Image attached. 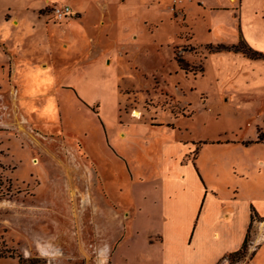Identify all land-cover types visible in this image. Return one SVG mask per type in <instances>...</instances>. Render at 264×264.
I'll list each match as a JSON object with an SVG mask.
<instances>
[{"label":"rangeland","instance_id":"374dc122","mask_svg":"<svg viewBox=\"0 0 264 264\" xmlns=\"http://www.w3.org/2000/svg\"><path fill=\"white\" fill-rule=\"evenodd\" d=\"M96 1L107 3L102 25ZM41 2L0 0V264H132V169L156 173L132 166V133L155 145L167 130L194 143L191 156L206 142L199 164L264 158L254 139L228 151L209 143L264 137V0H49L81 7L75 24L52 19L48 3L35 8ZM232 35L261 56L219 51L213 64L208 44ZM237 125L235 137L215 139ZM195 167L219 197L238 182V217L244 197L264 211L253 183ZM204 218L220 237L230 227ZM254 220L240 255L216 264H264V217Z\"/></svg>","mask_w":264,"mask_h":264},{"label":"crops","instance_id":"0c3cea01","mask_svg":"<svg viewBox=\"0 0 264 264\" xmlns=\"http://www.w3.org/2000/svg\"><path fill=\"white\" fill-rule=\"evenodd\" d=\"M48 2L49 0H42L35 8H41ZM96 5L99 6L100 11L95 16V22L102 25L104 14L107 13V3L96 1ZM70 10L72 14L69 17L72 24L83 21L84 11L81 7ZM221 41L228 42L229 45L236 44L232 35L229 40H220L208 45L223 44ZM219 51L229 50L210 51L215 53L212 56L215 60L213 64L218 63ZM115 95L117 97L116 86ZM138 120L139 118L132 119V124H136ZM165 122L171 124L172 121ZM163 127L174 129V126ZM239 129L237 125L228 131L220 130L215 139L220 136L235 137ZM119 134L123 135L124 132L120 131ZM142 136V138L139 136V139L132 133V166H141L142 169L149 170L150 174L156 173L148 176L135 173V171H144L138 167L132 169V264H216L222 256L239 248L249 222L250 207L261 217H264V211L259 209L254 199L244 197L242 199L245 210L238 217L236 205L237 200L241 199L238 196V182L228 184L229 194L226 197H219V192L208 185L203 173L195 166H213L212 175L217 179L228 175L232 179L241 181L242 185L253 183L258 194L264 198V158L260 157L262 155L257 152L251 156V164L248 158L243 161L242 157L234 156L218 160L215 155H208L205 162L199 164L196 160L197 155L199 152L201 154L204 149L202 146L206 142L199 143L194 156H191L190 148L194 143H190V139L187 142L185 139L176 140L165 130L159 142L154 145L151 137L146 134ZM255 138L254 132L253 137L247 140L236 138L232 142L209 143H226L221 149L228 151L234 149L231 145L244 144ZM136 139L140 141H134ZM254 140L253 143L264 144V141ZM181 142H189L190 146L184 147ZM182 166H190L197 182L191 176L188 180L185 179ZM221 166H224V170ZM189 180L197 183V191L193 197L186 195V183ZM99 181L101 183L100 179ZM208 212H212L215 218L221 221L222 227L230 226L222 237L218 236L216 228L212 229L213 224H208L207 219L204 218ZM251 222L260 225L257 220ZM253 240L254 237L251 243H254ZM254 245L247 247L253 250Z\"/></svg>","mask_w":264,"mask_h":264},{"label":"trees","instance_id":"16d2710c","mask_svg":"<svg viewBox=\"0 0 264 264\" xmlns=\"http://www.w3.org/2000/svg\"><path fill=\"white\" fill-rule=\"evenodd\" d=\"M238 43H239V41H238ZM207 47H208L207 49H208L209 52H210V51H218V50H233V51H240V52H242L243 54H245V55L248 56V57H254V58H255V57H260V56H261L260 53L254 51V50H251V49L248 48V47H246L244 51H243V50H239V49L237 48V44H234V45L231 44V45H229V46H227V45H223V44H216V45H214V46L208 45ZM176 60H177V59H176ZM176 62H177V66H179V68H182L181 65L179 64V60H177ZM254 141H264V137H262V134H261L260 132H257V133H256V138H255ZM248 142H250V141H246V142H244V143H248ZM255 215H256V214L253 212L252 207H250L249 222H248V225H247L246 231H245V233H244V236H243L242 242H241V244H240V247L237 248V249L234 250V251L228 252V253L226 254V256H238V255H240V251H241V249L245 246V243H246V241H247V231H248L249 224H250V222H251L253 216H255ZM22 261H23V260H22L21 256H18V264H21Z\"/></svg>","mask_w":264,"mask_h":264},{"label":"built area","instance_id":"2783aa9c","mask_svg":"<svg viewBox=\"0 0 264 264\" xmlns=\"http://www.w3.org/2000/svg\"><path fill=\"white\" fill-rule=\"evenodd\" d=\"M50 17L54 20H60L69 17L72 12L66 3H51L48 5Z\"/></svg>","mask_w":264,"mask_h":264},{"label":"bare ground","instance_id":"6f19581e","mask_svg":"<svg viewBox=\"0 0 264 264\" xmlns=\"http://www.w3.org/2000/svg\"><path fill=\"white\" fill-rule=\"evenodd\" d=\"M231 1H233V0H231ZM135 114L138 115V112L135 111Z\"/></svg>","mask_w":264,"mask_h":264}]
</instances>
